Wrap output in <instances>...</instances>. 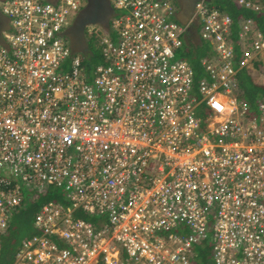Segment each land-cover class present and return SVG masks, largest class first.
<instances>
[{
  "label": "built area",
  "instance_id": "1",
  "mask_svg": "<svg viewBox=\"0 0 264 264\" xmlns=\"http://www.w3.org/2000/svg\"><path fill=\"white\" fill-rule=\"evenodd\" d=\"M205 1L182 23L178 0H110L109 25H85L103 58L87 71L63 32L85 0H0V233L22 183L65 198L11 264H192L201 241L214 264H264V97L238 99L264 29L239 18L236 59L232 17ZM188 24L213 47L197 82Z\"/></svg>",
  "mask_w": 264,
  "mask_h": 264
},
{
  "label": "trees",
  "instance_id": "2",
  "mask_svg": "<svg viewBox=\"0 0 264 264\" xmlns=\"http://www.w3.org/2000/svg\"><path fill=\"white\" fill-rule=\"evenodd\" d=\"M213 3L225 13H228L233 20L231 36L234 41L236 50V59L240 56V46L237 43L236 29H239L240 17H252L259 28L264 29V10L255 11L254 9L239 5L233 0H211ZM264 7V0H259ZM238 26V28H237ZM89 52L81 57L83 66L88 71L94 64L102 60L101 52L99 48L95 46V41L87 37ZM212 44L208 40L200 39L197 42H193L189 36L181 46L180 55L186 58L193 66L195 71V81L206 74L201 59L211 54ZM258 62H255V66ZM258 66V65H257ZM239 86L243 87V92L239 96H244L248 102H255L256 98L264 97V81L254 80V76L249 70V67H243L239 70ZM55 199L59 201H65L63 195L51 192L50 190H42L40 193L33 195L29 202H25L23 206L16 209L8 222V226L0 233V264H11L18 247L20 246L24 237L38 232L33 222V216L37 208L41 203ZM79 215L85 216L87 219H95V216L87 215L83 211L77 212ZM20 225L25 226L26 229L17 237V232H20L22 228ZM210 247V249H209ZM197 255L199 256L198 264H211V252L212 247L209 243L201 241L196 244Z\"/></svg>",
  "mask_w": 264,
  "mask_h": 264
},
{
  "label": "water",
  "instance_id": "3",
  "mask_svg": "<svg viewBox=\"0 0 264 264\" xmlns=\"http://www.w3.org/2000/svg\"><path fill=\"white\" fill-rule=\"evenodd\" d=\"M196 0H178L179 7L176 17L182 23H187L193 14ZM113 7L110 0H85L84 4L77 11L71 24L64 30L69 38L72 53L87 54L89 52L88 42L85 38V25L88 23H100L109 25V18L112 15ZM9 26L8 17L0 10V43L5 44L1 31ZM193 33V25L188 24L187 34Z\"/></svg>",
  "mask_w": 264,
  "mask_h": 264
},
{
  "label": "rangeland",
  "instance_id": "4",
  "mask_svg": "<svg viewBox=\"0 0 264 264\" xmlns=\"http://www.w3.org/2000/svg\"><path fill=\"white\" fill-rule=\"evenodd\" d=\"M205 3L208 4V5L214 4L213 1H205ZM237 28H238V26H237ZM196 29H197V34L194 33V35L191 38L194 43L197 42V41H199L198 34L200 32V26L199 25L196 26ZM237 30L238 29H236V33H237ZM232 31L234 32L233 29H232ZM95 46L97 48V45L96 44H95ZM180 51H181V49L178 50V54H180L179 53ZM99 62H102V60L99 61ZM253 74H254L255 77H258V78L264 80V77H263L264 74L262 75V72L255 70ZM239 95H241V93L238 94V99L240 101L241 100H245V97L244 96H239ZM22 190H23V194H24L25 199L27 200V202H29L31 200V198L33 197L34 194L41 192V190L39 189V187L35 186L34 184H30V183H22ZM48 190H50L51 192L57 193L59 195L62 193V189L61 188H55V187H53L51 185L48 186ZM12 212L14 213V210H12ZM97 216H99L98 213H97ZM19 228H22V230L20 232H17V234H18L17 237L18 238L20 237V234L24 231V229H26L25 226H23V225H20ZM209 249H210V247H209Z\"/></svg>",
  "mask_w": 264,
  "mask_h": 264
},
{
  "label": "clouds",
  "instance_id": "5",
  "mask_svg": "<svg viewBox=\"0 0 264 264\" xmlns=\"http://www.w3.org/2000/svg\"><path fill=\"white\" fill-rule=\"evenodd\" d=\"M211 1V0H210ZM177 18V17H176ZM107 27V26H106ZM67 28V27H66ZM64 32V31H63ZM84 33H85V30H84ZM187 33V31H186ZM194 33L197 34V29L195 27H193V33L192 34H187L186 35V38L185 40L190 36L192 38V36L194 35ZM65 35V34H64ZM66 36V35H65ZM199 36V35H198ZM66 38L68 39L69 41V38L66 36ZM85 38L87 40V35L85 34ZM200 38V37H199ZM201 39V38H200ZM88 42V41H87ZM70 44V43H69ZM77 54H80L81 57L84 55L82 53H73V55H77ZM86 55V54H85ZM263 75V74H262ZM257 81H263V80H257ZM259 98V97H258ZM252 105V104H251ZM255 110V109H254ZM14 260V259H13ZM198 261H199V256L197 255V248H196V256H195V260L192 262V264H198ZM211 264H214V261H213V257H212V254H211Z\"/></svg>",
  "mask_w": 264,
  "mask_h": 264
},
{
  "label": "crops",
  "instance_id": "6",
  "mask_svg": "<svg viewBox=\"0 0 264 264\" xmlns=\"http://www.w3.org/2000/svg\"><path fill=\"white\" fill-rule=\"evenodd\" d=\"M249 69H250V72L252 73V75L254 76V71L256 70V71H260V72H262L263 71V69L261 70V67L260 68H258L257 67V65L255 66V64H253L252 66H249ZM262 74H264V72H262ZM254 80H263V79H260V78H258V77H255L254 76ZM223 99V98H222ZM225 99V98H224ZM34 233H36V232H34ZM33 233V234H34ZM25 238V237H24ZM23 238V239H24ZM19 248V247H18ZM17 252V251H16ZM15 257V256H14Z\"/></svg>",
  "mask_w": 264,
  "mask_h": 264
},
{
  "label": "bare ground",
  "instance_id": "7",
  "mask_svg": "<svg viewBox=\"0 0 264 264\" xmlns=\"http://www.w3.org/2000/svg\"><path fill=\"white\" fill-rule=\"evenodd\" d=\"M222 98H223V99H222L223 101H225V100H226V98H225V97H222ZM224 98H225V99H224Z\"/></svg>",
  "mask_w": 264,
  "mask_h": 264
}]
</instances>
